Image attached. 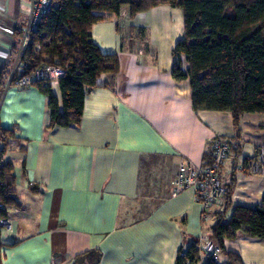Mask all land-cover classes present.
<instances>
[{
	"label": "crops",
	"instance_id": "0c3cea01",
	"mask_svg": "<svg viewBox=\"0 0 264 264\" xmlns=\"http://www.w3.org/2000/svg\"><path fill=\"white\" fill-rule=\"evenodd\" d=\"M29 6L0 0V71L10 72L0 85V127L13 134L4 160L19 203L7 213L13 232L1 235L0 264H74L91 250L99 264H175L181 246L208 237L225 201L203 219L193 190L174 192L170 182L183 165H206L217 139L238 144L220 170L231 187L225 218L235 206L260 204L264 114H244L234 126L228 111L192 108L189 81L171 75L184 37L180 9L160 5L93 24L91 41L116 55L117 73L102 74L86 93L79 126L48 128L47 97L10 82ZM50 89L61 107L58 83ZM223 247L242 264H264V240L239 236Z\"/></svg>",
	"mask_w": 264,
	"mask_h": 264
},
{
	"label": "trees",
	"instance_id": "16d2710c",
	"mask_svg": "<svg viewBox=\"0 0 264 264\" xmlns=\"http://www.w3.org/2000/svg\"><path fill=\"white\" fill-rule=\"evenodd\" d=\"M160 5L178 8L183 16L184 37L172 51L171 75L189 81L192 108L228 111L234 126L244 114H264V0H52L22 55L26 74L49 65L65 72L58 81L61 107L47 82L32 83L47 97L48 128L79 126L86 93L102 74L117 73L116 55L99 51L91 41V26L105 19L129 20ZM9 74L4 66L0 85ZM12 135L0 127V203L8 208L19 206L13 166L4 160ZM224 187L225 207L216 214L209 244L220 250L224 264H242L239 254L225 250L223 243L239 236L264 240V197L253 208L233 207L226 219L231 187ZM100 258L99 251L91 250L74 264H99ZM201 261L215 264L196 242L181 246L175 264Z\"/></svg>",
	"mask_w": 264,
	"mask_h": 264
},
{
	"label": "built area",
	"instance_id": "2783aa9c",
	"mask_svg": "<svg viewBox=\"0 0 264 264\" xmlns=\"http://www.w3.org/2000/svg\"><path fill=\"white\" fill-rule=\"evenodd\" d=\"M51 4L52 0H30L28 22L21 39L20 58L10 77V82L17 89L28 87L34 81H44L50 85L56 84L64 76V70L55 65L45 66L26 74V64L22 62V55L30 43V36L40 22L42 15L51 8ZM237 147V142L233 140H214L210 160L206 165L202 167L183 165L170 182L174 192L185 188L193 190L195 201L201 206L203 219L211 207L225 195L226 189L220 178V170ZM261 156H264V151L261 152ZM7 213L8 207L0 203V244L2 243V233L11 234L13 232L12 221ZM208 244V237L202 236L198 241V248L205 249ZM206 255L215 264H224V257L219 249L216 248L210 253L206 252Z\"/></svg>",
	"mask_w": 264,
	"mask_h": 264
},
{
	"label": "rangeland",
	"instance_id": "374dc122",
	"mask_svg": "<svg viewBox=\"0 0 264 264\" xmlns=\"http://www.w3.org/2000/svg\"><path fill=\"white\" fill-rule=\"evenodd\" d=\"M8 141H10V140H8ZM0 147H1V143H0ZM9 146H7V149H6V151L9 149L8 148ZM16 209L15 208H8V213L10 214V216H14V211H15ZM201 257H202V254H201ZM201 264H202V261H201Z\"/></svg>",
	"mask_w": 264,
	"mask_h": 264
},
{
	"label": "water",
	"instance_id": "95a60500",
	"mask_svg": "<svg viewBox=\"0 0 264 264\" xmlns=\"http://www.w3.org/2000/svg\"><path fill=\"white\" fill-rule=\"evenodd\" d=\"M214 250V247L213 246H211L210 244H208L206 247H205V251L206 252H212Z\"/></svg>",
	"mask_w": 264,
	"mask_h": 264
}]
</instances>
